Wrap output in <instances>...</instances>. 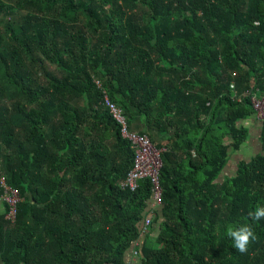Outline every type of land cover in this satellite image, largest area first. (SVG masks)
I'll list each match as a JSON object with an SVG mask.
<instances>
[{"label": "trees", "instance_id": "1", "mask_svg": "<svg viewBox=\"0 0 264 264\" xmlns=\"http://www.w3.org/2000/svg\"><path fill=\"white\" fill-rule=\"evenodd\" d=\"M263 83L264 0H0V264H264ZM105 96L168 139L144 235L150 182L119 187L134 153ZM249 118L259 148L220 180Z\"/></svg>", "mask_w": 264, "mask_h": 264}, {"label": "built area", "instance_id": "2", "mask_svg": "<svg viewBox=\"0 0 264 264\" xmlns=\"http://www.w3.org/2000/svg\"><path fill=\"white\" fill-rule=\"evenodd\" d=\"M250 107L253 116L256 120H261L263 117L264 108V83L263 91L259 95L251 94L249 98ZM104 103L109 109V112L114 121L120 126V134L126 139L133 149V162L131 168L128 170L124 178H122L118 185L122 189L135 190L141 179L147 178L150 182L151 199L147 208V214L141 221V234L144 235L149 228L151 219L156 210L161 206V186L159 181V169L161 167L160 153L163 148H158L143 134H138L135 131L129 130L127 127L126 117L121 109L112 103L107 96L104 97ZM4 188V194L1 199L8 205L7 218L14 219L16 215V204L20 201L17 192L1 182ZM140 240H136L139 244ZM138 251L134 250L130 254L126 264H137L138 258L136 257Z\"/></svg>", "mask_w": 264, "mask_h": 264}, {"label": "clouds", "instance_id": "3", "mask_svg": "<svg viewBox=\"0 0 264 264\" xmlns=\"http://www.w3.org/2000/svg\"><path fill=\"white\" fill-rule=\"evenodd\" d=\"M256 26H259V22H255ZM249 216L254 221L264 219V206H258L253 212L249 213ZM227 236L232 240L233 247L241 254L248 252L249 245L256 241L257 236L253 227L250 224H243L235 229L229 228Z\"/></svg>", "mask_w": 264, "mask_h": 264}, {"label": "rangeland", "instance_id": "4", "mask_svg": "<svg viewBox=\"0 0 264 264\" xmlns=\"http://www.w3.org/2000/svg\"><path fill=\"white\" fill-rule=\"evenodd\" d=\"M22 16V13L16 14V16L13 18V20L18 21L20 17ZM2 31V29H1ZM50 67V66H49ZM51 70H53V67H50ZM249 138H251L249 140ZM259 148L258 144V129L256 125V129H252L251 133L248 134V138L244 144H242L241 150H238L236 152H232L228 156V162L225 165V168L223 169L222 173L219 176V179L221 180L222 174L231 175L233 173L234 165L235 163L240 159H246L248 156H250L253 152L257 151ZM224 172V173H223ZM157 228V227H156Z\"/></svg>", "mask_w": 264, "mask_h": 264}, {"label": "crops", "instance_id": "5", "mask_svg": "<svg viewBox=\"0 0 264 264\" xmlns=\"http://www.w3.org/2000/svg\"><path fill=\"white\" fill-rule=\"evenodd\" d=\"M130 124H131L132 129L135 130L136 132H138V131L146 132L147 131L145 124L143 122V119L139 116H132ZM245 125H246V127H248V133L250 134L253 128L256 129L257 123L255 122V120H253V118H249V120L247 122H245ZM147 133L152 135L154 144L164 146L165 144L168 143V139L166 136H162V135H159L158 133H154V132H147ZM170 135H171V133H170ZM250 139L251 138H249V140Z\"/></svg>", "mask_w": 264, "mask_h": 264}]
</instances>
